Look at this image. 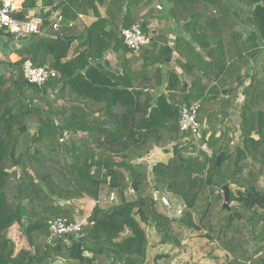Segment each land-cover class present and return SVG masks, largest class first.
Instances as JSON below:
<instances>
[{
  "label": "trees",
  "instance_id": "16d2710c",
  "mask_svg": "<svg viewBox=\"0 0 264 264\" xmlns=\"http://www.w3.org/2000/svg\"><path fill=\"white\" fill-rule=\"evenodd\" d=\"M96 2L105 16L76 36L39 33L13 42L0 30V264H52L57 258L62 264H147L146 227L160 235L161 244L179 245L174 222L226 252L220 264H264V0H44L62 9L63 22L94 10ZM163 2L188 36L186 49L209 57L205 66L195 63L202 72L194 83L205 91H192V99L199 100L197 120L206 125L200 142L210 152L178 129L175 72L167 76V96L150 92L163 80L164 35L152 32L137 55L120 35L133 23L147 32L146 19L156 11L152 3ZM35 6L36 0H22L13 16L30 18L24 10ZM147 6L143 15L134 14ZM41 18L45 26L48 15ZM75 39L83 49L67 58ZM180 43L176 50L186 56ZM109 49L129 54L121 72L109 71L107 61L92 63ZM26 59L34 65L48 61L54 75L44 88L26 84ZM138 60L140 69L131 70L125 84L127 66ZM232 109L239 117L235 143L234 129L220 118ZM173 143L181 146L167 161L148 169L141 164L154 147L169 153ZM103 190L118 201L101 206ZM155 191L180 199L181 215H167ZM81 198L96 203L77 236L49 241L50 224L74 221L80 211L73 200ZM14 225L27 247L16 249L8 235ZM162 258L169 255L154 256Z\"/></svg>",
  "mask_w": 264,
  "mask_h": 264
},
{
  "label": "crops",
  "instance_id": "0c3cea01",
  "mask_svg": "<svg viewBox=\"0 0 264 264\" xmlns=\"http://www.w3.org/2000/svg\"><path fill=\"white\" fill-rule=\"evenodd\" d=\"M14 1L15 4L17 5V8L18 9L21 8L22 0H14ZM153 5L156 7V11H154V13L151 14L146 19V21L148 22L147 24L148 31L146 33H148L150 36L152 32L162 33L166 38V41L165 42L161 41L159 42V44L166 45V48L170 47L171 52L168 61L164 60V55H165L164 52L163 58L159 62L161 71L163 73L162 84H160L155 89H150V92L154 94V97L155 96L158 97L159 94H164L167 96L170 93L166 89L167 86L166 83L168 79L167 76L171 71H173L175 72L174 74H176L177 77H174V81H173V87H175V89H172L171 91L176 93L175 96L178 99L179 106L182 104H188L189 102L194 101L192 99L193 98L192 91L196 90L197 93L203 90L205 91L203 85L194 83V78H195L194 75L202 72V70L197 69L196 64L200 66H205V63L209 61V57L205 52H200L199 55H193L192 51L189 48L186 49L185 43L188 36L184 33L181 27V23L180 24L176 23L170 17L168 13V9H169L168 6H162V4L160 3L158 4L152 3V7ZM157 5H160L161 9H158ZM95 6L96 8L94 10L88 9L87 13H79L77 14V17L75 19L66 22H63L62 20L63 17L62 16L63 14L61 13L62 9H57V8H53V6L51 7L50 5H45L44 0L43 1L36 0V6L34 8L24 10V13L26 17H35V16L44 17L48 15V23L45 26L41 27L40 34H45V35L49 34L52 36L56 34H61L66 36H76L84 32L85 29L89 27V25H91L94 21H96V19L99 16L101 17L105 16V8L101 6L98 2H96ZM148 8L149 7L147 6L140 10L136 9L134 11V14L143 15L148 10ZM48 11H50L49 12L50 14H48ZM53 17H55L56 20H59L60 27L58 31H53L50 28V23ZM178 39L181 40V43L179 45L180 49L183 50V53L186 54V56L181 55L180 52L176 50V42ZM79 43H80V39H75V41L72 42L67 58L74 57L79 53V51L83 49V47L79 45ZM193 46L196 50L199 49L197 44L193 43ZM0 55L2 57L1 53ZM128 55L129 54L123 55L122 52L109 49L104 54V56H102L104 57V61L99 63H104L105 61H107L109 71L113 73H116V71L121 72L122 70L121 62L123 59L128 57ZM10 57L13 60H15L17 56L16 54L12 53ZM189 58L191 59L189 60ZM192 62H194V64H192ZM92 63H94L93 60ZM141 63H142L141 60H138L135 63L128 66L126 65V63H124L125 68L127 66V70L129 72V75H127L128 77H125L123 79V82H125V84L131 82V75H130L131 70L140 69ZM45 64H48V61ZM253 65L255 67L257 66L255 63ZM175 79L177 80V82ZM247 80H249V75L247 76ZM183 85H184V92L181 95V91H182L181 86ZM201 97H203V95ZM241 99H242L241 97H238L236 101L239 103ZM152 104L155 105L154 100H152ZM234 111H235L234 109L231 110L229 117L221 116L220 118L222 120L226 119L228 124H230L233 118H235L237 122H239V117L237 113ZM205 127L206 125L204 122L203 125L201 126V129ZM232 134L235 137L238 135V132L234 130ZM157 150H160L161 153V148L158 147H154L151 153H154ZM151 153L149 155H151ZM163 156L165 157L167 156V154L165 153L162 155V157ZM145 158H143L142 160H147ZM160 160L162 159L160 158ZM147 162H150V160H147ZM73 203L76 205L77 210L80 211V213L74 216V221H83L84 223H86V218L90 214L96 202L90 198H81V199L73 200ZM173 229H174V235L179 240V245L172 244L174 245L176 251L175 257L177 256L178 259L180 258L179 264H220L224 261L226 252L218 249L216 247V244L214 242H210L207 238L203 237L201 235V232L189 230L186 227L176 222L173 223ZM166 245H170V244H166ZM186 256L188 257L186 258Z\"/></svg>",
  "mask_w": 264,
  "mask_h": 264
},
{
  "label": "built area",
  "instance_id": "2783aa9c",
  "mask_svg": "<svg viewBox=\"0 0 264 264\" xmlns=\"http://www.w3.org/2000/svg\"><path fill=\"white\" fill-rule=\"evenodd\" d=\"M157 8L161 9V6L157 5ZM17 9L14 0H0V30L9 33L13 42H18L30 34H39L42 27V18L39 16L27 19L17 18L13 16V12ZM59 27V20L53 17L50 23L51 30L58 31ZM120 35L126 47L135 54L139 53L141 48L149 45L151 41L150 35L142 30L139 23H133L129 27L121 28ZM21 70L27 81L38 85H44L54 75V71L48 64L34 65L30 59L23 61ZM198 110V101L180 105L178 109V129L186 134L185 139H191L199 149L207 151L206 142H200L202 132L197 120ZM158 199L161 206L166 208L171 206V201L167 194L160 193ZM184 208L185 205L182 204L176 209V214H181ZM83 224V221L66 222L61 218H57L50 224L48 239L52 241L69 233H77Z\"/></svg>",
  "mask_w": 264,
  "mask_h": 264
},
{
  "label": "rangeland",
  "instance_id": "374dc122",
  "mask_svg": "<svg viewBox=\"0 0 264 264\" xmlns=\"http://www.w3.org/2000/svg\"><path fill=\"white\" fill-rule=\"evenodd\" d=\"M162 6H166L165 2L161 3ZM4 38L2 37L0 39V41H3ZM3 59V57H1L0 55V60ZM234 120V121H233ZM233 120L230 122V127H232L236 132H238V122L235 118H233ZM237 142V136L234 137V143ZM175 144V143H173ZM172 145V144H171ZM171 145H170V150H171ZM160 148V147H158ZM152 151V150H151ZM151 151L143 156V158L150 160V162H147V160H142L141 164H143V166L145 165V167L148 169L152 163L156 162V161H167L170 156H172V152L166 153L167 156H163V154H165L163 152V149L161 148V153L160 150H157L154 153H151ZM208 152H210V149L208 147ZM151 153V155H149ZM160 158L162 160H160ZM118 195L114 194V198H110L109 195H107V193L105 192V190H103L101 198H100V204L103 207H107L109 205H112L114 203H116L118 201ZM129 197V195H128ZM170 199L173 201V204L171 202V206L166 208V210L159 204V207H161L162 209L165 210V212L167 213V215H171L174 217H179L181 214H176V209L178 207H180L182 205L181 200L169 195ZM170 200V201H171ZM176 204H178L176 206ZM175 205V206H174ZM146 232H147V237H148V241H149V250H148V257H147V264H179L180 263V258L178 259L176 255V251L174 248V245L170 244V245H166V244H161L160 243V235L156 233V231L152 228L149 229V227H146ZM8 235L13 239V241L16 243V249H19L20 247H27V242L26 240L21 236L19 229L17 226H12L9 231H8ZM161 253H166L169 255V258H162L159 260H155L154 256L157 254H161ZM86 255H90L89 253H85ZM188 256H186L187 258ZM177 258V259H176ZM60 259V258H59ZM62 260V259H61ZM184 261V260H183ZM187 261V260H186ZM63 262V260H62ZM62 264V263H61Z\"/></svg>",
  "mask_w": 264,
  "mask_h": 264
},
{
  "label": "water",
  "instance_id": "95a60500",
  "mask_svg": "<svg viewBox=\"0 0 264 264\" xmlns=\"http://www.w3.org/2000/svg\"><path fill=\"white\" fill-rule=\"evenodd\" d=\"M251 8H253V5L246 7V9H248V10L251 9ZM170 52H171L170 47H167L166 50H165L164 60H166V61L169 60V58H170ZM102 61H104V57H101L99 59L93 60L94 63L95 62L99 63V62H102ZM26 84L27 85H30L32 87H36V88H44L45 87V85H38L36 83L30 82V81H27V80H26ZM180 146H181V144H178V145L172 144L171 145V152H172L173 155H176L177 154V150H178V148ZM222 157H223V152H220L217 155V157H216V166H219V164H220V162L222 160ZM127 181H128L129 184H131V174L130 173H127ZM130 189H132V188H130ZM109 190H111V187H109ZM220 192L223 193V206L226 207V208H229V206H228L229 205L228 204L229 203L228 202V188L226 186H222L220 188ZM158 195H159V191H155L154 192V198L156 200L158 198ZM74 235L77 236V234H75V233H69L68 234V236H74ZM60 237H63V236H60ZM61 263H62V260L59 259V258L55 259L52 262V264H61Z\"/></svg>",
  "mask_w": 264,
  "mask_h": 264
}]
</instances>
